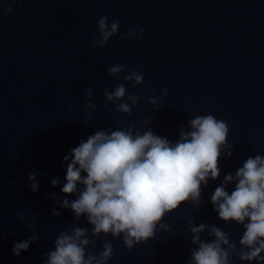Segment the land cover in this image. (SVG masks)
<instances>
[{"label": "water", "instance_id": "95a60500", "mask_svg": "<svg viewBox=\"0 0 264 264\" xmlns=\"http://www.w3.org/2000/svg\"><path fill=\"white\" fill-rule=\"evenodd\" d=\"M101 16L109 24L121 23L119 34L96 50L92 42ZM130 28H144L142 39L128 36ZM113 65L126 71L111 76ZM132 71L144 74L142 86L123 79ZM119 84L126 96L140 97L131 116L104 105L105 90ZM89 87L92 97L86 95ZM162 89L168 96L154 109L149 97L160 98ZM89 100L97 106L91 119L84 107ZM207 114L228 123L234 152L219 160V178L202 186L203 206L181 205L164 218L170 231L159 229L131 251L123 236L101 234L86 253L99 255L110 242L114 255L108 264H189L197 247L190 219L197 226L220 227L240 247L243 226L219 219L210 198L227 173L249 156H264V0H0V264H43L60 232L73 225L91 235L85 218L76 220L72 210L49 198H77L61 191L67 182L63 157L81 140L97 130L135 125L141 132L151 127L174 143L181 127L188 130L189 120ZM149 117L152 123L145 125ZM33 170L39 181L35 193L29 180ZM53 178L60 184L53 186ZM234 188L233 183L226 190ZM32 221L35 229L28 226ZM33 231L40 239L16 256L14 244L30 239ZM201 239L212 238L204 232ZM232 264L259 262L233 255Z\"/></svg>", "mask_w": 264, "mask_h": 264}, {"label": "clouds", "instance_id": "9594fccd", "mask_svg": "<svg viewBox=\"0 0 264 264\" xmlns=\"http://www.w3.org/2000/svg\"><path fill=\"white\" fill-rule=\"evenodd\" d=\"M6 11L13 13L11 7ZM120 23L115 19L109 24L108 17L101 16L99 36L93 38V48L99 50L118 35ZM144 32V28L139 32L130 28L128 36L140 40ZM125 71V66L113 65L108 74L118 76ZM123 79L133 82V87L144 84V74L139 71H132ZM161 91L160 98L149 97L154 109H159L161 100L168 96L167 89ZM126 93L124 84L117 85L114 91L105 90V107L114 104L118 112L131 116L140 97L126 96ZM86 95H94L91 87ZM125 98L126 102L121 103ZM84 107L91 119L97 106L89 100ZM151 123L152 117L144 121L145 125ZM188 125V130L180 128L179 138L174 143L156 135L151 127L143 132L136 130L135 125L97 130L64 156L67 182L61 191L65 196L75 194L77 198L61 201L55 194H50L49 198L56 200L59 207L72 210L76 220L85 218L92 230L89 235L87 228L73 225L70 230L60 232L54 250L46 253L43 264H108L114 255L110 242L103 244L99 255L86 253L101 234L117 239L123 236L124 245L131 251L154 238L159 229L170 231L171 226L163 223L164 218L181 205L190 203L202 207V186L207 187L209 179L219 178V160L225 155L231 158L234 146L228 141V123L212 114L197 116L189 120ZM37 175L38 170L29 173L34 193L39 188ZM51 183L56 186L60 180L53 178ZM233 183L235 188L229 193L226 188ZM78 185L83 187L78 188ZM210 199L219 219L243 226L240 247L230 240V233L220 227L207 223L197 226L190 219L191 242L197 247L191 250L189 264H232L233 255L242 261L264 264V156H249L242 167L227 173ZM53 214L61 215L55 208ZM20 220L25 222V217L21 215ZM28 226L35 229L36 221ZM204 232L212 238L211 242L201 239ZM2 239L0 237V241ZM39 239V234L33 231L30 239L14 244V254L19 256Z\"/></svg>", "mask_w": 264, "mask_h": 264}]
</instances>
